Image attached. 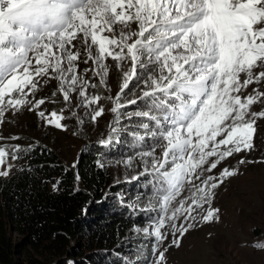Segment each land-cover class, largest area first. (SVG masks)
Wrapping results in <instances>:
<instances>
[{
    "label": "snow or ice",
    "instance_id": "1",
    "mask_svg": "<svg viewBox=\"0 0 264 264\" xmlns=\"http://www.w3.org/2000/svg\"><path fill=\"white\" fill-rule=\"evenodd\" d=\"M132 24L138 31L129 30ZM81 35L87 53L84 63L92 62L91 71L101 84L108 74L107 58L117 67L131 62L113 99L111 111L117 123L121 108L151 100L148 110L128 117L152 122L138 125L145 132L131 133L134 142L153 141L148 150L136 153L143 171L131 179L151 175L155 181L149 203L141 211L158 210V215L150 227L135 230L154 237L152 264H162L165 251L159 248L167 239L164 229L170 226L175 237L172 243L179 247L180 238L195 222L218 221L219 209L211 207L214 190L239 170L225 167L218 176L206 177L204 172L211 173L221 162L253 148L255 121L264 118V111L250 112L249 108L264 99V91L253 88L254 95L243 98L240 93L264 82V70H260L264 69V0H0V123L6 113L15 114L27 105H31L28 111H34L45 103L44 98L29 99L45 77L59 81L66 102L79 87L85 107L98 104L99 96L86 94L89 86L96 85L77 74L81 55L73 51V42ZM138 70L148 73L141 81L146 90L120 103ZM103 113V107L94 110L92 121ZM37 115L48 125L66 129L63 115L55 111H38ZM118 131L110 125L108 138L98 143L110 146ZM157 148L160 155H156ZM19 151L16 145L13 161L19 159ZM8 156L0 147V167ZM133 159L129 156L124 163L131 166ZM239 163L246 161L241 158ZM12 167L7 164L0 177L9 176ZM186 186L190 196L171 207ZM205 205L207 210L201 215L197 210ZM181 216L186 224L177 226ZM253 247L264 249V243Z\"/></svg>",
    "mask_w": 264,
    "mask_h": 264
},
{
    "label": "rangeland",
    "instance_id": "2",
    "mask_svg": "<svg viewBox=\"0 0 264 264\" xmlns=\"http://www.w3.org/2000/svg\"><path fill=\"white\" fill-rule=\"evenodd\" d=\"M119 30L117 26V35ZM129 30L138 31V26L132 24ZM73 43V51H79L81 55V59L76 62L77 74L84 77L89 85H96L94 88L89 86L86 94L99 96L98 104L85 107L83 98L79 95V87L69 93L70 99L66 102L60 91L59 81L54 78H42L37 91L29 96V99L34 102L44 98L45 103L34 111H28L31 105H27L15 114L6 113L3 123H0V147L5 148L9 153L16 145L28 142L42 143L55 150L60 162L70 168H74L73 165L82 151H88L90 148L100 151V160L108 170L111 180L117 183L116 187L128 197V203L135 206L134 212L139 210L138 213L142 219L141 223L133 226L127 235L119 237L118 239L121 238L119 241L117 239V244L120 242L122 251L118 252V258H115L113 263L152 264L155 261V255L152 253L154 237L135 229L150 227V221L158 215V210L141 211L149 203L155 181L151 175L139 176L136 180L131 179L143 171V164L136 153L148 150L153 144L151 138H147L143 146L138 149L133 143L131 133L143 134L145 130L139 128L138 125L152 122L135 115L131 119L128 118L130 113L148 110L151 100L141 99L136 104L121 108L119 123H117V116L111 111L113 99L123 82V72L131 68V62H121V66L117 67L115 61L107 58L105 63L108 66V74L105 77V84H101L100 77L95 76L91 71L92 62L89 60L88 63H84L87 53L84 50L83 36L81 35ZM64 67L66 68L67 65L65 64ZM85 69L89 71L86 72ZM147 75V71L138 70L137 78L125 90L120 103L126 104L128 100L140 96L142 90H146L141 81L146 79ZM241 77L246 78L244 74H241ZM253 88L264 91V82L241 89L242 98L246 95H254ZM99 107L104 108V113L93 122L91 116ZM38 111H44L46 114L55 111L63 115L64 119L61 122L66 129L62 130L46 124L44 119L37 115ZM249 111H264V99L250 106ZM110 125L117 127L119 131L112 136V147L107 146L103 150L98 142L108 138ZM12 137H18V139H12ZM251 142L253 143L251 151L235 154L221 162L211 173L204 172L206 177L208 175L218 176L225 167L239 170L236 176L226 179L220 187L214 190L211 207L219 209L218 221L195 222L194 226L180 238L179 247L172 243L175 237L171 233L170 226L164 229L167 232V239L159 248L160 251H165V260L162 264H264V249L253 247L257 243H262L264 237V118L256 119ZM160 152L161 149L157 148L156 155H160ZM129 156L134 158L131 166L124 163ZM241 158L246 163L240 164ZM16 162L17 160L11 159L9 153L7 163L0 167V171L7 167V164H12L11 174L16 167ZM190 194L186 186L181 195L173 201L171 207H178L179 201ZM207 207L205 205L203 210L197 211L203 215ZM181 223L186 224L182 216L176 221L177 226ZM259 230L261 233L257 234L256 231ZM176 236L178 237L179 233H176ZM13 237H18V235L13 232ZM16 260L17 264H26L22 256H18Z\"/></svg>",
    "mask_w": 264,
    "mask_h": 264
},
{
    "label": "trees",
    "instance_id": "3",
    "mask_svg": "<svg viewBox=\"0 0 264 264\" xmlns=\"http://www.w3.org/2000/svg\"><path fill=\"white\" fill-rule=\"evenodd\" d=\"M133 143L139 149L145 142ZM19 146L15 169L0 178V264H17L18 256L26 264H114L122 251L117 239L142 219L111 180L101 152L82 151L70 168L42 143Z\"/></svg>",
    "mask_w": 264,
    "mask_h": 264
}]
</instances>
